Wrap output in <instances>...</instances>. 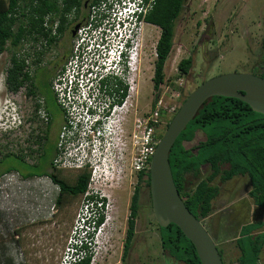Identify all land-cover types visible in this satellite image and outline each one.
<instances>
[{
	"label": "rangeland",
	"instance_id": "rangeland-1",
	"mask_svg": "<svg viewBox=\"0 0 264 264\" xmlns=\"http://www.w3.org/2000/svg\"><path fill=\"white\" fill-rule=\"evenodd\" d=\"M139 33L144 51L142 53L139 48V55L141 60L143 59L142 68L145 67V80L140 89L143 91L141 99L146 104L147 116L153 111L150 105L156 94L151 79L155 57L151 53L152 43L157 41L160 28L155 24L144 22ZM263 35L264 0H186L182 12L175 21L171 56L166 62L164 82L158 90V101L161 100L160 106L163 108L160 121L165 123L174 112L171 111V107L176 108L181 98L187 96L182 89L186 79L190 81L192 85L190 87H193L219 74L250 73L252 65L259 59ZM188 56L194 59V66L188 75L178 77L177 63L181 58ZM2 64L4 62L1 55L0 68ZM92 94L88 92L89 97ZM58 96L57 94L61 106L73 116L72 131L86 136L81 132L87 128V125L90 126L91 132L87 133V137L92 141L90 135H93V140L105 146L104 156H107V161L114 158V152L118 153V149L122 146L125 148L123 152H127V161L121 165L124 167L123 170H120V166H114L107 172L106 170L104 172L100 164L99 176L96 172L92 183H88L93 191L87 193V186L81 197L68 199L64 207L59 209L54 203L58 188L49 177L22 178L16 172L3 173L11 164L18 163L13 157L2 158L0 154V174L3 173L0 175V255L11 257L15 264H62V259L67 256L66 253L73 252L74 243L79 249L78 254L84 251L83 245L88 246L92 254L90 264H184L174 260L161 248L151 204L149 198L144 200L143 193L139 199L135 236L125 259L122 260L128 205L136 182L135 172H132L131 167L135 149L133 140L139 139L143 126L138 127L135 125V120L130 119L128 126L132 135L126 138L125 145L119 144L123 137L108 134L109 127L106 121L97 118L95 105L89 108L90 122L85 124L83 120L76 118L75 107L73 105L67 107ZM1 109L0 105V121L1 114H4ZM115 122L117 132L119 122L117 120ZM1 126L0 123V130L4 127L10 130L9 126L3 128ZM97 131L99 133L94 138ZM198 138L199 135L196 139ZM194 143L195 141L186 144L192 146ZM86 147L81 142L76 143V140L74 143L70 141L66 149L72 153L69 157L71 161L76 163L79 160L76 157H86L84 155ZM12 149L15 150L14 147ZM84 167L86 164L81 167L72 165L65 173L74 176ZM206 172L205 168L202 176ZM219 186L221 192L214 201V211L204 219L208 225L204 224V226L212 237L215 236V242L219 247L224 249L227 264H236L232 262L237 253L233 246V238L237 235L239 226L256 219L264 220L263 211L258 212L247 195L249 182L246 175L237 176ZM97 191L108 195L103 204L104 215L110 218L100 227H92L94 221L90 223L89 220L96 217L97 213L90 216L86 214L84 218L83 214L87 210L82 215L81 212L86 203L85 197L92 196ZM96 204L100 205L101 201ZM80 215L85 220L83 225ZM80 228L82 232L79 233ZM229 236L231 238L225 241L224 238Z\"/></svg>",
	"mask_w": 264,
	"mask_h": 264
},
{
	"label": "trees",
	"instance_id": "trees-1",
	"mask_svg": "<svg viewBox=\"0 0 264 264\" xmlns=\"http://www.w3.org/2000/svg\"><path fill=\"white\" fill-rule=\"evenodd\" d=\"M95 1L97 0H90L89 4ZM84 2V0H0V52L7 43H16L27 34H37L44 39L48 37V41L52 42L53 36H50V31H45L46 16H50V24L57 21V32L61 34L76 20ZM184 4L185 0H155L144 18L145 21L160 28L156 42L157 56L151 78L156 91L150 105L151 110L155 108L159 87L165 79V66L173 47L175 21ZM193 66L194 59L191 56L181 58L177 63V76L185 77ZM251 69L250 73L264 77V35L260 43L259 59ZM190 86L182 87L187 95L196 87ZM185 98H181L175 111ZM174 113L165 123H157L155 127L157 138L161 137ZM194 141V145L187 146L186 143ZM169 164L181 198L203 224H206L204 219L214 211V201L221 192L219 184L244 175L248 177L249 182L247 195L258 212L263 211L264 217V114L253 111L249 104L241 99L215 95L204 102L197 115L175 139L169 152ZM205 168L207 172L202 176ZM5 172H9V168ZM143 176L149 187V166L137 172L138 181L143 180ZM51 177L60 188L58 202L63 196L64 200L60 203L63 204L68 199L83 195L90 172L86 169L76 172L72 179L66 178L67 181L59 180L54 175ZM137 186L133 189L128 205L122 260L125 259L135 236V221L140 207ZM101 221L102 217L97 219V224ZM154 222L158 229L161 248L174 260L184 264H201L194 245L176 224L170 223L162 227L155 219ZM263 227L262 219L240 225L238 236L234 239L237 253L232 262L261 264L259 254L264 242ZM211 233L213 235L212 231ZM82 247L85 255L76 259L79 249L77 245H73L72 256L75 258L70 264H90L92 257L90 249L87 245ZM217 248L223 264H227L224 249L218 244ZM2 256L3 254L0 255V264H15L11 257Z\"/></svg>",
	"mask_w": 264,
	"mask_h": 264
},
{
	"label": "flooded vegetation",
	"instance_id": "flooded-vegetation-1",
	"mask_svg": "<svg viewBox=\"0 0 264 264\" xmlns=\"http://www.w3.org/2000/svg\"><path fill=\"white\" fill-rule=\"evenodd\" d=\"M84 1L76 20L61 34L57 32V21L50 24V16H46L45 31H50V36H53L52 42L48 41V37L44 39L37 34H27L16 43H7L0 52L4 62L0 68V105L4 112L1 114L0 123L1 128L10 127V130L6 127L0 130V154L2 158H15L18 164H15L16 166L11 164L8 167L9 172H16L22 178L46 176L52 181L51 175H54L59 180L67 181L66 178L74 177L70 173H65L67 168L69 170L71 168L65 166L66 158L63 153L70 141L74 143L76 140V143H79L81 140L79 135L72 131L73 116H70L59 103L53 84L59 80L65 93L68 89L76 91L81 76L87 70L89 62H87L88 52L85 43L79 50H76L72 43L79 26L88 23L90 0ZM76 25L78 28L73 34ZM94 27H97V23ZM142 47L143 42H140V51L143 53ZM94 51L96 54L97 50ZM142 62L140 55L136 70L132 72L121 64L122 71L116 73L115 64L113 65L112 62L110 64L113 65V70L108 72L105 67L108 63L106 60L100 63L98 57L92 58V63L100 66L95 73L97 78L95 87L98 88V94L94 99V111L98 113L97 118L102 121L115 118L119 122L116 135H119V138L123 137L119 143L122 145H125L126 138L132 135L128 126L130 119H134L135 125L140 127L146 116V104L142 102L143 91L140 89L145 80V67L142 68ZM189 82L186 79L183 87L188 88L191 85ZM153 91L156 93L154 88ZM10 111L13 112L11 117H9ZM90 139L93 140V135H90ZM13 147L15 150L12 149ZM120 149L125 148L122 146ZM105 151V147L100 148L103 157ZM114 153L115 157L109 158L111 161L118 155L117 151ZM126 153L125 151L123 153L124 162L127 161ZM84 169L90 172L88 166ZM132 172H135L136 177L134 187L138 185V202L141 193L145 201L148 198L150 201V189L146 184L145 176L143 180L138 181V171L132 170ZM54 184L58 188L54 203L57 208L62 209L65 203H60L64 198L62 196L58 202L60 188L57 183ZM89 198L90 196H87L86 200Z\"/></svg>",
	"mask_w": 264,
	"mask_h": 264
},
{
	"label": "built area",
	"instance_id": "built-area-1",
	"mask_svg": "<svg viewBox=\"0 0 264 264\" xmlns=\"http://www.w3.org/2000/svg\"><path fill=\"white\" fill-rule=\"evenodd\" d=\"M155 0H97L91 3L88 7L89 19L88 23L80 25L75 39L74 48L79 50L80 46L85 43L86 51L88 52V59L86 72L81 76L82 78L78 82V87L76 91L65 89L59 80L55 81L53 84V89L56 94L60 97V100L69 107L73 105L76 111V118L83 120V122H90L89 108L93 107L95 96L98 94V88L95 87L96 70L100 66L98 64L92 63V58L98 57L100 63L106 60V70L109 72L114 70L116 73H120L123 66L130 71L136 70V60L139 58V48H140V27L145 21V16L148 11L152 8ZM97 23V27L94 24ZM149 23V22H147ZM159 37V36H158ZM157 42V41H156ZM156 42L152 43V56L156 59ZM94 49L97 50L95 53ZM98 52L100 54H98ZM113 63L111 65L110 63ZM123 64V66L121 65ZM100 65V64H99ZM88 92H92V96L89 97ZM155 108L149 115L143 118L141 125L143 126L141 131V136L139 139L133 140V145L135 149L133 150L131 167L135 171L144 170V168L149 166L148 159L151 157L159 138L156 137L155 127L160 121V115L163 108L160 106L161 100L157 101ZM75 104V105H74ZM175 112V108L171 107V111ZM169 112V110H168ZM91 132L90 126L83 130L86 136H82L78 133L80 137L81 144L87 146L86 157H76L79 159L76 163L71 161L69 157L72 156L71 152L65 149L63 155L66 158L67 167H81L84 164L88 165L91 171L90 183H92V178L96 175L99 176L98 170L100 169V164L106 172L114 167V160H106L100 153V148L105 147L103 144L92 140L90 141L87 137V133ZM98 131L95 133L94 138L97 137ZM110 135V132H108ZM86 139V140H85ZM89 146V148H88ZM84 150V149H83ZM83 152V151H82ZM81 152V153H82ZM102 156V157H100ZM107 163V164H106ZM93 191V188L88 190ZM98 196H103L98 191L93 194ZM88 208V204H84V209L81 212H85ZM98 214V213H97ZM80 215V218L82 219ZM71 249V248H70ZM73 251V250H72ZM62 259V264H70L73 259L72 252L68 251ZM84 256V253H79L78 258Z\"/></svg>",
	"mask_w": 264,
	"mask_h": 264
},
{
	"label": "water",
	"instance_id": "water-1",
	"mask_svg": "<svg viewBox=\"0 0 264 264\" xmlns=\"http://www.w3.org/2000/svg\"><path fill=\"white\" fill-rule=\"evenodd\" d=\"M186 1V0H185ZM78 28L76 25L72 31ZM235 97L264 114V77L249 72H228L199 83L174 113L149 161L151 209L162 227L176 224L194 245L201 264H223L217 244L201 220L187 208L172 178L169 152L177 136L212 96Z\"/></svg>",
	"mask_w": 264,
	"mask_h": 264
},
{
	"label": "clouds",
	"instance_id": "clouds-1",
	"mask_svg": "<svg viewBox=\"0 0 264 264\" xmlns=\"http://www.w3.org/2000/svg\"><path fill=\"white\" fill-rule=\"evenodd\" d=\"M139 58H140V55H139ZM139 58L136 60V68L138 67ZM11 116H13V112L10 111L9 117H11ZM106 123H107V127H109L110 134L116 135V131H115V123H116L115 122V118H112V119L107 120ZM74 134H77V133L74 131ZM88 148H89V146H88ZM123 153H124L123 152V149H120V151H118V153H117L118 155L114 159V163H113L114 166H120L119 167L120 170H123L124 169V167L121 166L124 163V155H123ZM86 166H88V165H86ZM104 169L105 168H103V170ZM90 175H91V171H90ZM89 179H90V177H89ZM88 183H89V181H88ZM88 183H87V186H88ZM87 196H89V195H87ZM107 196H108L107 194L104 195V196L92 195V196H90L92 199L89 198V199L86 200V204H88L89 209H87V211L83 214L84 218L86 217V214H88L90 216L93 213H98L96 217H93L92 219L89 220L90 223L92 221H94V223H92V227H94V226L100 227L101 224H103V223L105 224L106 221L109 220V218H110V216L104 215V204L103 203L106 202ZM85 199H86V197H85ZM98 201L99 202L101 201V204L100 205L96 204ZM100 217H102V221L99 224H97V219H99ZM84 221L85 220H83V222H82L81 225H83ZM80 232H82V228H80L79 233ZM76 234H78V233H76ZM78 237H79V235H78ZM73 245H75V244L73 243ZM80 253H84V255H85V252L84 251H82ZM78 256H79V254L76 255V259L78 258ZM71 261H74V258Z\"/></svg>",
	"mask_w": 264,
	"mask_h": 264
},
{
	"label": "crops",
	"instance_id": "crops-1",
	"mask_svg": "<svg viewBox=\"0 0 264 264\" xmlns=\"http://www.w3.org/2000/svg\"><path fill=\"white\" fill-rule=\"evenodd\" d=\"M253 203V202H252ZM254 205V204H253ZM255 207V206H254ZM262 219V218H261ZM260 219V220H261ZM263 220V219H262ZM253 221V220H252ZM249 222H251V221H249ZM239 228H240V226H239ZM239 228H238V231H239ZM262 230H264V227L262 228ZM238 231H237V235L236 236H234V238H233V241H234V239L238 236ZM259 232V231H258ZM257 233V232H256ZM229 238H231V236H229V237H225L224 238V240L226 241L227 239H229ZM233 246H234V243H233ZM259 262L261 263V264H264V242H263V244H262V247H261V251H260V254H259Z\"/></svg>",
	"mask_w": 264,
	"mask_h": 264
}]
</instances>
